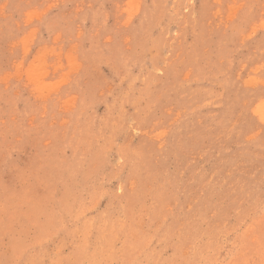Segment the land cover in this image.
<instances>
[{
  "label": "rangeland",
  "instance_id": "obj_1",
  "mask_svg": "<svg viewBox=\"0 0 264 264\" xmlns=\"http://www.w3.org/2000/svg\"><path fill=\"white\" fill-rule=\"evenodd\" d=\"M0 264H264V0H0Z\"/></svg>",
  "mask_w": 264,
  "mask_h": 264
}]
</instances>
